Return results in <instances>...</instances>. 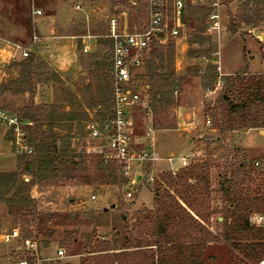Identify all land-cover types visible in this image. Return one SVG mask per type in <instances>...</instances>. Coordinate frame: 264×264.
I'll use <instances>...</instances> for the list:
<instances>
[{"label":"rangeland","instance_id":"rangeland-1","mask_svg":"<svg viewBox=\"0 0 264 264\" xmlns=\"http://www.w3.org/2000/svg\"><path fill=\"white\" fill-rule=\"evenodd\" d=\"M226 3H231L222 9L226 30L222 36H212L216 49L210 57L190 56L194 50L200 49L196 45H188L198 24L186 20L178 38H167L162 44L160 51L163 53L173 49L171 71L174 78L170 83L158 82L154 86L160 87L159 91L164 94L170 92L171 102L167 106L151 101V87L144 77V71L140 70L143 78L136 90L138 104L130 113L133 122L130 150L131 154H140L142 139L152 132L160 160L149 166L131 164L126 177L130 182L138 175L144 180L150 176L152 182H128L122 187L110 184L116 177L117 183H121L122 176L108 177L110 172L107 168H115L112 164L105 168V173L97 170V161L100 158L105 160L108 153L98 151L100 143L90 140L87 135L78 148L82 155H86L83 175L66 184L31 190L37 211L44 214L42 227L40 221L27 226L25 223L32 221L31 217L9 216L6 205L0 202V264H17V260L22 257L23 254L15 253L24 248L21 236L9 242L3 236L13 230L21 234L25 226L32 229L33 235L39 227L41 229L37 239H34L38 243L37 255L42 260L41 264H78L81 258L89 256L87 253L96 239L109 241L115 249H119L128 241L138 214L143 209L152 210L154 191L161 183V176L166 173L177 175L181 169L180 159L184 157H188V167L206 161L209 164L212 191L210 208L215 213L211 217L209 229L219 237V241L206 247L203 264H244L243 257L232 243L221 239L222 222L227 215L228 204L235 202L237 197L244 200L264 193V177L257 175L251 168L252 161L264 157V137H258L255 133L245 137L244 132L221 136L218 130L212 129L211 123L207 125L206 122L211 119L205 113L204 103L211 102V107H215L214 101L224 76L216 71L218 78L212 92L203 90L200 77L206 72L207 65L219 62L224 73L235 70L241 63V69L247 67L246 48L242 44L246 40H253L259 50L264 47V20L258 28L241 26L237 34L232 35L229 33L230 16L240 15V0H227ZM36 10L41 12V18L35 21L32 12ZM48 17H51L50 24H44L47 28L44 26L42 32L47 31L52 36L46 38L64 35L78 37L85 32L86 36L96 37L98 42L102 33L109 32L112 20L116 21L120 31L135 33L146 28L148 14L146 0H0V92L11 80L17 79L19 69L15 65L24 59L23 51L30 54L35 48L36 25L44 23L41 20L45 21ZM13 45L20 49L16 50ZM241 47L242 54H235L233 50H240ZM90 49L87 54L77 49L72 69L58 72L63 87L70 89L87 109L91 120H87L86 126L99 122L95 120V114L101 101L99 85L106 71L95 70L92 67L94 60L89 55L99 53L102 57L108 51L103 46ZM251 66L253 72H262L258 60L253 61ZM60 91L57 83L39 85L35 103L47 106L55 100L59 101L62 97ZM28 101V94L0 93V108L17 118L24 112ZM59 109L61 113L70 111L67 103ZM29 128L25 141L27 144L32 139V130ZM7 132L0 125V171L13 172L18 155ZM192 154H196L194 158H191ZM169 159L172 160L171 164L168 163ZM25 182H28V178H25ZM228 189L230 191L225 194ZM127 193H131V198L126 197ZM92 196L95 198L91 199ZM67 233L74 235V242L69 249L65 242ZM59 250L63 252L62 257L57 254Z\"/></svg>","mask_w":264,"mask_h":264},{"label":"trees","instance_id":"trees-1","mask_svg":"<svg viewBox=\"0 0 264 264\" xmlns=\"http://www.w3.org/2000/svg\"><path fill=\"white\" fill-rule=\"evenodd\" d=\"M263 4L264 0L240 1L241 13L236 17L230 16L229 33L237 34L241 26L258 28L264 20ZM210 13V8L188 7L185 10L183 22L186 20L198 24L188 45H196L200 49L194 50L191 57H210L215 53V41L212 36L206 35ZM107 35L106 32L102 33L97 42L99 47L107 48V55H89L94 60L92 67L95 70H106L99 85L101 101L95 114V120L100 123L111 116V42L106 39ZM34 46L27 58L15 65L19 69L17 79L11 80L0 92L28 94L29 101L20 119L33 124L29 128L32 130L30 144L33 154L18 155L13 172H0V202L6 205L9 216L31 217L32 221L25 223L27 226L40 221L42 227L44 214L37 211L31 190L66 184L83 175L86 155H82L78 148L88 135L85 123L91 117L77 96L63 87L58 75V72L71 69L76 61L69 51V41L38 39ZM151 47L143 60L142 70L151 87V101L167 106L171 102L170 92L164 94L154 84L170 83L174 78L171 71L174 52L173 49L161 52L163 45L158 42H154ZM77 49L81 50L80 44ZM200 78L204 91H214L218 78L216 67L207 65L206 72ZM54 83L60 86L62 97L59 101L55 100L47 106L37 105L34 99L37 86ZM66 103L70 111L61 113L59 108ZM214 103L215 107H211V102H205L204 110L210 116L212 129L218 130L221 136L264 130V74L251 75L245 67L224 77ZM111 164L115 168H107L110 172L108 177H122L121 183H117L116 177L110 184L120 187L127 185L129 180L121 174V165L116 164V161L100 158L96 167L105 173V168ZM208 165L206 161L180 169L177 175H162L161 183L154 191L152 210L143 209L138 214L128 241L115 249L109 241L96 239L87 253L89 256L81 258L78 264H203L206 247L219 241V237L209 229L211 217L215 213L210 208L212 191ZM25 178H28V182H25ZM235 200L229 201L227 215L222 222L221 239L232 243L243 257L244 264H261L264 262V228L251 226L248 219L255 213L264 215V193L244 200L237 197ZM40 230L39 227L33 235L32 229L25 226L20 234L21 239L36 240ZM67 235L65 242L69 249L74 242V235ZM26 259L32 262L29 256Z\"/></svg>","mask_w":264,"mask_h":264},{"label":"built area","instance_id":"built-area-1","mask_svg":"<svg viewBox=\"0 0 264 264\" xmlns=\"http://www.w3.org/2000/svg\"><path fill=\"white\" fill-rule=\"evenodd\" d=\"M243 1V0H240ZM224 0H146L147 4V26L140 32L130 33L120 31L115 20H112L109 26V32L106 36L110 43L111 69L109 80L111 85V116H108L103 123H90L86 126L88 137L94 142H99L98 151L108 153L106 159L116 161L121 165V171L124 176H128L131 164L140 166L153 165L160 160L154 146V137L152 132H148L143 138L146 141L140 154H131V136L133 134V122L130 117L132 109L138 104L136 90L142 83L143 75L140 73L143 67V60L147 56L151 45L154 42L163 44L167 38H178L183 29V16L188 7L210 8L211 13L207 19V33L210 36H218L221 31L220 10ZM35 17L41 16V12L36 10L32 12ZM171 23V24H170ZM172 25V26H170ZM16 50L20 47L13 45ZM83 52H87L84 48ZM28 53L22 52V57L27 58ZM216 71L220 72L219 63L214 65ZM207 125L210 124L208 120ZM0 125L8 131L12 145L17 155H32L33 148L31 144L25 143L27 129L33 124L30 121H23L7 111L0 108ZM196 155V154H195ZM195 155H191L194 158ZM181 169L188 167V157L181 158ZM169 159L168 163L171 164ZM252 170L259 176L264 177V157L257 158L251 163ZM173 172V169H170ZM173 175L175 173H172ZM141 175L134 178L129 183L142 182ZM144 182H152L149 176ZM131 198V193L126 194ZM95 197L92 196L91 199ZM249 224L255 228H264V215L253 214L248 219ZM6 242L20 239L18 231L13 230L3 236ZM24 244L22 251L18 249L16 254H23L17 260V264H41L38 259L39 247L34 240H21ZM59 257L63 256L62 250L57 252ZM26 256H29L31 263Z\"/></svg>","mask_w":264,"mask_h":264},{"label":"crops","instance_id":"crops-1","mask_svg":"<svg viewBox=\"0 0 264 264\" xmlns=\"http://www.w3.org/2000/svg\"><path fill=\"white\" fill-rule=\"evenodd\" d=\"M226 1L227 0H224L223 6L221 7V10H220V25H221V31L219 33L220 36H222L223 33H224V31L226 30V26H224V21L226 19L224 18V15L222 14V12H223L222 9H224V7L229 6L231 4V3H229V4L226 3L227 5H225V2ZM40 18H41L40 16L39 17H34V20L35 19H40ZM50 18L51 17H48L45 21L42 19L41 22H44V23H41L42 25L41 24L36 25L37 33H36L35 39H37V40L38 39H47V40L48 39H56V40L61 39V40H67V41H69V51L72 53V55L74 56L75 59H76V54H77L76 52H77V45L78 44H80L81 49H82V52H83V49L84 48L88 49L87 52H85V53L83 52L84 54H87L88 52H90V50H91L90 48L91 47L92 48L98 47L96 37L89 36V35H87V36L86 35L85 36H78V37L77 36H57V37L46 38V37H50L52 35L47 34L46 33L47 31L43 33L42 32V28L44 26L46 27L47 25L50 24L49 23L50 22L49 21ZM44 24H47V25H44ZM257 37L259 38V35L258 34H257ZM231 42L232 41H229V43H231ZM243 44H242V47H245L246 48L245 49L246 50V53L245 54L247 55L246 58H247V63H248L247 64V71H248V73L251 74V75H261V74H264V47H262V49L259 50V46L253 40H246ZM233 47L236 48L235 45ZM242 47L240 48V50H238V49L233 50V51H235L234 53L235 54H239V52H240V54H242L241 53ZM255 60L256 61L258 60V62L260 64V67L262 69V72H260V73H255L252 70V66L251 65H252L253 61H255ZM219 64H220L219 65L220 66V75L221 76H224V77L233 75L234 73H236L237 71H239L242 68V66H243V63H241V65L238 68H235V70H229V71H227V72L224 73L222 71L221 63L220 62H219ZM64 71H67V70H64ZM64 71H62V72H64ZM251 133H255L258 137H264V130H260V131H258V130H249V131L244 132L243 134L246 137L247 135H249ZM7 134H8V132H7ZM141 142H142L141 143L142 144L141 145V149H143L144 148V146H143L144 141H141ZM188 143H190L189 140H188ZM0 172H4V171H0Z\"/></svg>","mask_w":264,"mask_h":264},{"label":"bare ground","instance_id":"bare-ground-1","mask_svg":"<svg viewBox=\"0 0 264 264\" xmlns=\"http://www.w3.org/2000/svg\"><path fill=\"white\" fill-rule=\"evenodd\" d=\"M262 264H264V262Z\"/></svg>","mask_w":264,"mask_h":264},{"label":"water","instance_id":"water-1","mask_svg":"<svg viewBox=\"0 0 264 264\" xmlns=\"http://www.w3.org/2000/svg\"><path fill=\"white\" fill-rule=\"evenodd\" d=\"M218 140V139H217Z\"/></svg>","mask_w":264,"mask_h":264}]
</instances>
